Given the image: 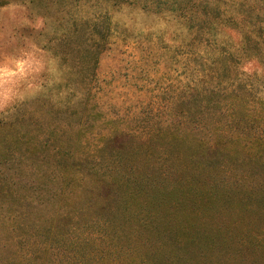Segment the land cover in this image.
<instances>
[{
  "label": "trees",
  "instance_id": "16d2710c",
  "mask_svg": "<svg viewBox=\"0 0 264 264\" xmlns=\"http://www.w3.org/2000/svg\"><path fill=\"white\" fill-rule=\"evenodd\" d=\"M11 1L0 0V7ZM108 1L112 8L128 4L144 11H181L177 15L185 19L193 74L187 153L176 157L170 146L178 147L181 141L172 143L154 128L140 140L146 156L142 162L132 149L106 156L103 151L117 136L109 134L101 139L97 158L80 155L73 164L57 159L52 173H32L38 179L33 183L21 172L29 166L22 156L27 153L14 155L10 149L15 152L21 140L10 143L11 134L0 133V141L9 144L7 150L0 148V233L4 236L17 225L27 229L35 219L31 217L58 198L61 204L50 218L54 224L42 231L54 239L59 235L57 218L62 217L64 238L72 239V247L66 245L59 264H240L247 258L256 263L255 250L264 246L254 228L264 220V135L236 133L220 124L231 127L247 120L237 117L236 110L245 104L240 95H228L230 101L223 97L244 75L238 64L250 58L264 63V0ZM225 27L235 32V44L219 35ZM100 48L93 51L95 62ZM200 127L203 132H198ZM156 135L164 143H153ZM88 177L106 185L100 208L70 200L72 193L80 197L93 190ZM225 216L231 219L228 223ZM0 264L20 263L11 256Z\"/></svg>",
  "mask_w": 264,
  "mask_h": 264
},
{
  "label": "rangeland",
  "instance_id": "374dc122",
  "mask_svg": "<svg viewBox=\"0 0 264 264\" xmlns=\"http://www.w3.org/2000/svg\"><path fill=\"white\" fill-rule=\"evenodd\" d=\"M177 14L181 11H144L128 4L112 8L108 0H36L31 4L14 0L0 7V133H10V143L21 140L15 152L10 149L13 154L27 153L22 156L29 166L21 167L22 175L38 183L32 173H52L57 159L73 164L80 155L97 158L102 154L101 139L116 133L103 154L132 149L138 155L136 161L142 162L146 156L140 140L154 128L172 143L181 141L178 147L170 146L176 157L186 155L193 125V74L185 19ZM219 35L235 44L233 30L225 27ZM97 45L102 51L95 62ZM237 67L244 75L223 98L230 101L228 95L233 93L244 99L243 108L236 111L248 124L220 125L236 133L264 135V63L250 58ZM203 131L204 127L198 129ZM159 135L153 140L157 145L164 143ZM8 146L0 141L1 149ZM75 171L73 165L70 173ZM94 179L88 177L93 190L85 196L71 194L73 204L96 207L103 201L106 185ZM60 204L57 198L35 213L23 231L17 225L4 236L0 233V262L13 256L20 264H59L66 245L72 247V239L64 238L67 227L58 217L60 237L57 234L54 239L51 235L47 239L42 228L54 224L50 218ZM254 228L259 230L261 246L264 220ZM255 252L256 263L249 258L239 263L262 264L264 246ZM27 254H31L30 262L23 256Z\"/></svg>",
  "mask_w": 264,
  "mask_h": 264
}]
</instances>
